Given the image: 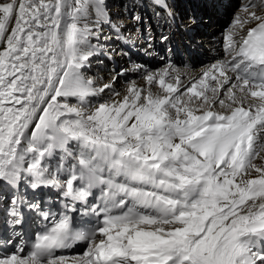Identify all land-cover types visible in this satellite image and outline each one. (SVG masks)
Masks as SVG:
<instances>
[{
	"label": "snow or ice",
	"instance_id": "1",
	"mask_svg": "<svg viewBox=\"0 0 264 264\" xmlns=\"http://www.w3.org/2000/svg\"><path fill=\"white\" fill-rule=\"evenodd\" d=\"M148 4L0 0V264H264V0L195 75H90Z\"/></svg>",
	"mask_w": 264,
	"mask_h": 264
},
{
	"label": "bare ground",
	"instance_id": "2",
	"mask_svg": "<svg viewBox=\"0 0 264 264\" xmlns=\"http://www.w3.org/2000/svg\"><path fill=\"white\" fill-rule=\"evenodd\" d=\"M113 11L119 12V10L117 8H113ZM128 27H129V29L132 27V22L130 20L128 21ZM177 27H178V29L174 32V34H175V37H176V40L178 41V43H181L180 33H181L183 27L193 28V27H195V23H192L191 20L186 19L184 25L179 24ZM209 30H210V32H208V33L201 32L200 37L196 36V34H195L194 36L191 35L190 38H188V37L184 38L186 43H189V45H191V46L192 45L195 46V48H193V50H192L193 51L192 58H193V60L196 61L197 64H195L192 61H189L186 63H168V62H165V61H163V59L161 60V59L157 58L156 56H154L153 51L150 48L147 55L151 59L153 65L151 64L147 68H144V69H146L147 71L159 72L161 69H163L167 65L171 64V65L175 66L176 68L180 69L182 72L190 70L191 74L195 75L201 69L209 66L210 64L216 62L219 59H222L224 48H222V44L219 41L215 42L213 40V36L219 34L218 27H217V25H210ZM137 41H138V43H140L141 40H137ZM200 47H202L203 49H200ZM121 51L123 52L122 48H121ZM200 59L202 61L199 64ZM114 60L119 65L118 69L109 70V66L107 64L108 61L105 60L103 65H99V66L94 65L89 74L91 75L93 73L99 72L101 75H103L105 78H107L108 75L110 73H112L113 71H117L121 68H125V66H127V65H128V68L132 67L131 64L126 63V58L124 55L117 56L114 58ZM187 60H189V58H187ZM197 66H201V67H197ZM127 74H134L135 76L131 80H135L138 84H142L140 73L127 72V73H125L126 77H127ZM129 81H125L124 83H122L121 80H117V82H116L117 89L120 90L122 87L127 86Z\"/></svg>",
	"mask_w": 264,
	"mask_h": 264
},
{
	"label": "rangeland",
	"instance_id": "3",
	"mask_svg": "<svg viewBox=\"0 0 264 264\" xmlns=\"http://www.w3.org/2000/svg\"><path fill=\"white\" fill-rule=\"evenodd\" d=\"M200 37V34L198 35ZM203 66V65H202ZM197 67H201V66H197ZM196 67V68H197ZM125 68H128V65L125 66ZM153 70V69H152ZM135 74V73H134ZM134 74H127V79H120L122 81V83H124L125 81H129L131 79H133V77L135 76Z\"/></svg>",
	"mask_w": 264,
	"mask_h": 264
}]
</instances>
